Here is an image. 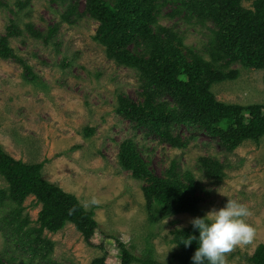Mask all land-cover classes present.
Listing matches in <instances>:
<instances>
[{
    "label": "rangeland",
    "instance_id": "obj_1",
    "mask_svg": "<svg viewBox=\"0 0 264 264\" xmlns=\"http://www.w3.org/2000/svg\"><path fill=\"white\" fill-rule=\"evenodd\" d=\"M106 1L116 6V0ZM86 2L72 0L77 13L70 24L63 17L67 6L59 1L0 0V39L14 23L21 35L10 37L9 45L37 77L36 83H27L23 65L0 58V144L16 160L44 163L43 178L76 196L87 210H93L103 233L96 232L91 246L73 224L57 233L45 231L43 236L54 245L51 262L91 264L106 256L107 264H120L119 240L138 258L179 264L175 231L190 226L194 218L218 210L227 200H236L249 209L246 222L254 234L248 244L226 254V264H252L250 258L264 244V138L228 152L202 129L175 125L173 130L182 140L189 139L185 148H173L145 129L135 130L118 110L120 98L132 102L139 99L140 76L132 69L119 67L95 41L100 24L86 12ZM174 3L159 1L153 31L170 29L183 39L187 51L203 54L209 30L195 27V21L184 19V13L169 16L176 7ZM243 6L251 8V3ZM28 25L43 35L58 28L55 38L45 43L29 31ZM141 42L143 39H138L140 48L131 45L130 50L147 54ZM229 70L238 71V76L212 88L219 102L264 104L263 71L247 69L240 63ZM162 100L176 108L169 96ZM87 129L93 130L89 136L84 131ZM129 140L138 145L154 175L163 177L173 162L182 176L190 172L195 181L192 185L198 187L194 195L199 199L193 211L152 219L144 195L149 183L134 178L119 165L120 149ZM207 157L221 164V179L206 175L201 158ZM7 187L0 176V189ZM23 207L31 226H36L41 205L31 196ZM6 238L0 228V254L12 255L14 247ZM15 257L11 264L31 259L23 252Z\"/></svg>",
    "mask_w": 264,
    "mask_h": 264
},
{
    "label": "trees",
    "instance_id": "obj_2",
    "mask_svg": "<svg viewBox=\"0 0 264 264\" xmlns=\"http://www.w3.org/2000/svg\"><path fill=\"white\" fill-rule=\"evenodd\" d=\"M52 1L65 4L64 20L74 23L75 3L72 0ZM86 1V12L100 24L95 41L105 49L110 60L140 76L139 99L132 102L120 98L118 110L135 130L145 129L149 135H157L161 142L173 148H185L189 139L182 140L173 130L175 125L202 129L228 152L245 142L258 143L264 138V104L222 103L212 91L215 84L238 76V71L229 70L235 63L264 72V0H174L176 7L169 16L173 18L184 13V19L195 21V27L199 25L201 30H209V42L203 54L187 51L183 39L170 29L161 27L158 33L153 31L152 23L160 0H116V6L106 0ZM245 2L251 3V8H245ZM57 28L43 35L28 25L29 31L45 43L55 38ZM7 30V35L0 39V58L23 65L24 80L36 83L32 69L9 45L10 37L21 35V31L14 23ZM140 38L143 39L142 49L147 52L145 56L135 52L141 46ZM131 45L137 49L131 51ZM166 96L171 98L175 109L163 102ZM84 131L86 136L93 133L92 129ZM141 155L138 145L129 140L122 144L119 165L134 178L149 183L144 195L152 219L193 211L199 199L194 195L198 187L192 185L195 181L190 172L182 176L177 163L173 162L163 177L156 176ZM201 162L206 175L217 180L224 175L221 164L215 159L201 158ZM43 168L44 163L16 160L0 144V176L8 185L0 189L3 215L0 228L14 247L12 255L0 254V264H11L20 252L31 256L24 264H54L50 257L54 245L43 236L44 232L57 233L68 224H73L91 246L96 232L103 234L94 211L87 210L76 196L45 180ZM31 196L41 205L34 227L29 216L24 215L23 207ZM188 235L198 236L192 224L174 233L179 264H192L191 257L198 246L196 241L187 248L182 244ZM116 243L120 264H163L150 257L138 258L125 243L119 240ZM250 263L264 264V244L257 247ZM91 264H107L106 256L94 259Z\"/></svg>",
    "mask_w": 264,
    "mask_h": 264
},
{
    "label": "clouds",
    "instance_id": "obj_3",
    "mask_svg": "<svg viewBox=\"0 0 264 264\" xmlns=\"http://www.w3.org/2000/svg\"><path fill=\"white\" fill-rule=\"evenodd\" d=\"M249 215L244 204L227 200L218 210L194 218L191 224L198 236L188 235L182 243L186 248L193 241L198 245L191 257L192 264H226V254L248 244L253 237L254 229L246 222Z\"/></svg>",
    "mask_w": 264,
    "mask_h": 264
}]
</instances>
